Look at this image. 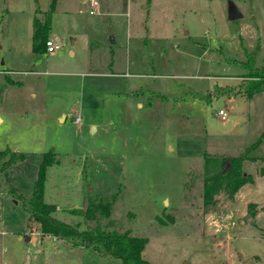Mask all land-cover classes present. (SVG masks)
Instances as JSON below:
<instances>
[{
    "label": "rangeland",
    "instance_id": "374dc122",
    "mask_svg": "<svg viewBox=\"0 0 264 264\" xmlns=\"http://www.w3.org/2000/svg\"><path fill=\"white\" fill-rule=\"evenodd\" d=\"M88 1L56 0L48 38L60 48L35 53L32 21L52 0H0V264H118L29 219L48 152L55 218L145 238L152 264H264V175L246 158L264 156V91L213 96L242 93L232 59L253 53L264 69V0H96L94 14ZM230 2L241 18L228 19ZM205 155L244 157L253 182L206 204ZM101 198L108 216L70 212Z\"/></svg>",
    "mask_w": 264,
    "mask_h": 264
},
{
    "label": "trees",
    "instance_id": "16d2710c",
    "mask_svg": "<svg viewBox=\"0 0 264 264\" xmlns=\"http://www.w3.org/2000/svg\"><path fill=\"white\" fill-rule=\"evenodd\" d=\"M56 0H52L49 10L45 13L43 19L34 17L32 21L33 33L31 49L35 53L46 52V41L49 39L51 27V14L54 10ZM253 53H247L245 60L239 61L232 59L237 67L246 71L247 80L241 85L243 92L247 96H252L256 92L264 90V69L255 66ZM11 80L6 76V82ZM0 88V93H1ZM213 96L227 95L232 96L238 93L235 89H216ZM1 95V94H0ZM211 98L209 96L208 101ZM260 139L251 145L248 150L256 147ZM14 156V152H11ZM11 158L5 163V167L15 161ZM257 163V173L264 175V156L250 157L246 156ZM244 157L242 156H207L204 157V199L205 203L214 207L216 198L219 194H224L229 201L234 199L237 190L244 184L252 181L251 174L243 169ZM53 152L45 153L42 162L38 166L36 179L30 199L28 200L29 219L33 218L38 224V231L42 236L51 235L60 238L74 246L85 245L92 247L97 253L108 256L118 264H152L142 257V251L146 243V239L142 237L132 236L127 232H119L116 230H103L99 227L79 230L77 226L65 223L55 218L52 213L56 210V205L44 201L43 193L46 181V170L53 163ZM10 193L14 194V190L10 189ZM104 201L103 198L89 201L85 210L71 209L70 212L81 214L85 220L97 219L99 217L108 216L110 213V199ZM99 214V215H97Z\"/></svg>",
    "mask_w": 264,
    "mask_h": 264
},
{
    "label": "built area",
    "instance_id": "2783aa9c",
    "mask_svg": "<svg viewBox=\"0 0 264 264\" xmlns=\"http://www.w3.org/2000/svg\"><path fill=\"white\" fill-rule=\"evenodd\" d=\"M88 5H89V11H88L89 14H94L99 8V4H98V2L96 0H89L88 1ZM59 48H60V46L57 43H55L53 40L48 39L46 41V51L47 52L51 53V52H54L56 50H59ZM217 115L222 120H225L226 117H227L226 110H224V109L218 110ZM74 120H75V123L78 124L80 122V117L77 116V117L74 118Z\"/></svg>",
    "mask_w": 264,
    "mask_h": 264
},
{
    "label": "crops",
    "instance_id": "0c3cea01",
    "mask_svg": "<svg viewBox=\"0 0 264 264\" xmlns=\"http://www.w3.org/2000/svg\"><path fill=\"white\" fill-rule=\"evenodd\" d=\"M83 1H85V0H83ZM50 39V38H49ZM47 52V51H46ZM70 53L72 54L73 53V51H70ZM6 76H8V79L9 80H13V83H8V85L9 86H20V85H22V81H19V80H15V79H13L8 73H5V80H6ZM11 80V81H12ZM264 90H262V91H260V92H256V93H254L252 96H247L246 94H245V92H243L242 91V93H240V94H235V95H230V96H228V99H232V98H236V97H246L247 99H252L256 94H258V93H261V92H263ZM1 96V95H0ZM225 96H227V95H225ZM1 98V97H0ZM2 121V117L0 116V122ZM14 152V151H13ZM221 156H223V155H221ZM250 157H259V156H254V155H251ZM260 157H262V156H260ZM259 157V158H260ZM248 161V160H247ZM252 162V161H251ZM253 163H255V166H256V171H257V163L256 162H253ZM244 169V168H243ZM248 173V172H247ZM250 174V173H249ZM260 175V174H259ZM252 176V175H251ZM262 176V175H261ZM253 182V177H252V181L251 182H248V183H252ZM234 201V199L231 201V203ZM250 204H252V203H250ZM249 204V205H250ZM255 204V203H254ZM257 204V203H256ZM258 206V205H257ZM261 209V207H259L258 206V209ZM255 215V213L253 214V216ZM18 239H20V237H18ZM30 240H32L34 243H36L37 242V237H30L29 238Z\"/></svg>",
    "mask_w": 264,
    "mask_h": 264
},
{
    "label": "water",
    "instance_id": "95a60500",
    "mask_svg": "<svg viewBox=\"0 0 264 264\" xmlns=\"http://www.w3.org/2000/svg\"><path fill=\"white\" fill-rule=\"evenodd\" d=\"M241 17H242V14L238 10V8L235 6L234 3L230 2L228 5V19L230 21H233Z\"/></svg>",
    "mask_w": 264,
    "mask_h": 264
}]
</instances>
